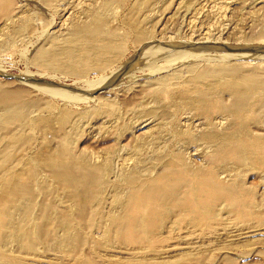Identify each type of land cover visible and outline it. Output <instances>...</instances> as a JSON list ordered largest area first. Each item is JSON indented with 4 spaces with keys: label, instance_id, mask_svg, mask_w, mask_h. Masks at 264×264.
<instances>
[{
    "label": "bare ground",
    "instance_id": "bare-ground-1",
    "mask_svg": "<svg viewBox=\"0 0 264 264\" xmlns=\"http://www.w3.org/2000/svg\"><path fill=\"white\" fill-rule=\"evenodd\" d=\"M43 1L53 4L57 0ZM2 2L6 12V19L1 15L5 20L3 26L8 24L6 26L19 32L33 27L35 18L31 13L21 15V5L15 7L11 0ZM100 3L98 8L87 10L90 12V18L86 17L88 22L81 19L72 21V25L75 37L94 33L91 38L85 37L90 47L85 54L104 61L108 53L118 56L114 51L120 50L122 42L114 31L104 34V22L115 3L111 0ZM130 22L140 39L148 34L140 20L132 17ZM56 38L50 41L49 47L35 55L36 60L45 65L73 69L76 56L58 49V40L62 39ZM194 65L190 68L191 84L198 96L175 98L180 106L187 109L183 112L185 127L174 133L170 138L174 144L167 149L166 145L158 146L155 139L158 126L166 123L168 113L163 111V117L157 119L150 112L152 116L135 123L136 130H141L135 137L143 139L147 145L136 146L131 155H127L128 152L122 155L124 145L121 148L120 143H113L96 151L92 148L93 152L88 150L91 154L83 152L76 156L66 133L56 147L42 144L34 150L30 155L32 161L26 164L29 173L26 168L18 170L8 165L7 161L13 155L10 147L29 151L34 144L28 128L32 123H41L35 121L38 117L33 113L39 108L25 113L23 109L22 113L27 115L14 118L0 115V257L13 254L18 260L30 264L39 256L36 254L37 242L43 248V244L50 241L55 253L60 247L73 249L87 257L86 264H162L174 254L188 257L204 252L206 247L192 245L194 243L189 241L195 233L190 228L193 225L199 227L201 236L226 234L232 241L247 237L246 242H249L252 235H263L264 201H260L257 191L245 183L242 174L255 171L264 175V71L256 69L259 66L256 64L244 72L232 71L233 65L212 69H206V65L205 69H199ZM172 78L174 74L160 77L159 82ZM227 96L231 99L229 105L224 104ZM128 100L131 99L126 102L129 106ZM142 102V105H147ZM139 104L134 105L135 109L141 106ZM115 105L116 102L111 100L105 107L111 113L110 109ZM1 111L6 113L10 108ZM70 126L77 125L74 121ZM116 128L119 129V125ZM113 134L116 138L122 136L118 131ZM163 148L166 151L160 152ZM25 158L16 155L19 162ZM119 158L121 162L117 169ZM40 174L43 177L40 178ZM52 183L54 189L51 188ZM109 192L113 194L110 199L107 198ZM101 206L109 209L100 213ZM35 210L37 215H34ZM228 216L235 217L246 226L230 228L226 225ZM180 244L184 246L179 247Z\"/></svg>",
    "mask_w": 264,
    "mask_h": 264
},
{
    "label": "rangeland",
    "instance_id": "rangeland-1",
    "mask_svg": "<svg viewBox=\"0 0 264 264\" xmlns=\"http://www.w3.org/2000/svg\"><path fill=\"white\" fill-rule=\"evenodd\" d=\"M11 1L15 7L21 5V15L31 13L35 19L33 27L28 31L13 30L6 26L8 24L3 26L2 23L6 19L5 3L0 0V17L3 15L4 18L0 19V112L10 108L9 112L0 115L14 118L29 109L39 108L33 112L37 113L38 119L36 116L33 117L37 119L35 121L41 122L32 123V127L28 128V134L33 136L34 140L29 151L10 147L13 155L7 164L13 165L18 170L26 168L27 162L32 161L30 155L40 145L50 144L56 147L66 133L71 141L72 152L76 156H81L83 152L91 154L93 149L96 151L100 147L105 148L108 144L114 145L113 143L118 145L120 143L121 148L124 145L122 155L125 156L127 152V155H131V151L136 146L147 145L143 139L138 141L135 137L141 132L135 128L137 122L152 115L159 119L163 117V111H166L169 117L166 123L158 126L155 143L160 147L166 145L167 149L174 144L170 140L174 133L185 127L183 116L187 109L180 106L175 98L198 96L191 84L193 80L190 73L191 66L194 67L196 64L199 69H212L221 66L230 68V65H233V68H230L232 71L244 72L256 64L259 65L256 69L264 71V0H111L115 4L104 22V34L114 31L115 36L121 39L122 45L119 51H114L118 56L113 57V53H108L105 62L99 57L94 59L85 54L90 51L86 42L88 38L85 37L91 38L94 33L80 35L82 38L75 37L72 25V21L81 19L88 22L90 12L87 10L98 8L102 0H60V2L57 0L53 4H47L43 0ZM140 1L143 2L142 5ZM132 17L140 20L143 28L145 27V31L148 32L144 38L140 39L137 29L131 25ZM53 38L63 41L58 40L62 42L58 43V49L66 50L76 56L75 62H78H73V69L45 65L41 60H36L35 55L49 47ZM63 45L65 47H62ZM60 46L62 48H59ZM108 60L109 63H106ZM172 74L174 78L159 82L160 77ZM128 98L131 99L128 100L131 103L129 106L126 105ZM111 100L115 101L116 105L109 113L105 105ZM141 102L147 105H142ZM230 103L231 99L227 96L224 104ZM137 104L142 108L138 105L139 108L135 109ZM23 109H25L24 113H22ZM142 109L146 111L143 112ZM74 121L77 126L68 127ZM118 125L119 129L116 128ZM66 127L70 129L68 132ZM115 131L121 133V139L114 136ZM90 149L92 151L88 152ZM166 149L163 148L160 152ZM17 154L26 158L19 162L16 159ZM120 162L119 158L116 162L117 169ZM32 164L36 165L33 162ZM26 171L30 173L28 168ZM248 173V171L243 172V180H248L245 183L257 191L260 201L261 199L264 201V175L255 171ZM41 177L43 174H40ZM51 185L54 189V183ZM110 192L107 195L109 199L113 197ZM100 208V213L109 209L108 206L107 209L103 206ZM34 215H37V210L34 211ZM101 221L104 223V218ZM243 224L233 216L226 218V225L232 229L245 227L246 225ZM262 224L264 227V221ZM190 228L195 233L189 241L194 243L192 245L206 247L204 252L193 253L188 257L181 253L174 254L173 257L166 258L163 261L165 263L162 264H264V234L252 235L249 242H246L247 237L232 241L231 238L226 237V234L220 237L210 233L201 236L198 234V226L193 225ZM47 243H44L42 248L41 243L37 242L36 254L39 253L41 257L35 255L37 258L30 264H86L88 261L86 256L82 257L73 249L66 250L67 247H60L61 249L55 253L51 242ZM9 249L12 250L10 247ZM0 264L26 263L11 254L0 257Z\"/></svg>",
    "mask_w": 264,
    "mask_h": 264
}]
</instances>
